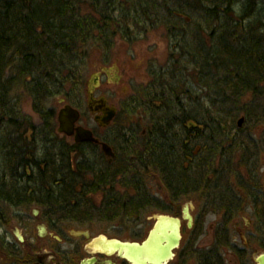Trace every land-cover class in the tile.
I'll return each instance as SVG.
<instances>
[{
    "label": "trees",
    "instance_id": "trees-1",
    "mask_svg": "<svg viewBox=\"0 0 264 264\" xmlns=\"http://www.w3.org/2000/svg\"><path fill=\"white\" fill-rule=\"evenodd\" d=\"M84 1L0 0V195L14 194L8 184L12 172L37 163L29 158H36L39 148L55 174L64 165L65 201L71 213L77 211L71 203L79 194L71 183L80 179L72 167L86 173L89 152L95 151L59 137L51 100L63 95L73 101L74 91L83 90L82 68L91 50H110L118 34L130 37L132 29L142 33L164 25L175 40L177 53L171 56L178 58L173 63H181L170 75L182 88L171 84L168 100L163 90L143 102L150 112L143 149L129 142V160L120 163L139 165L146 180L157 173L173 205L187 193L192 171L193 180L216 182V196L231 199L246 190L256 204L257 228L264 230V178L256 164L253 132L264 126V20L254 18L259 0H89L91 14L82 11ZM190 10L200 12L201 18L186 22L182 16ZM182 72L184 81L176 76ZM188 77L205 90V102L185 83ZM19 90L32 101L39 121L22 111ZM240 113L252 126L248 133L236 124ZM134 186L141 203H112L107 211H171L144 179L142 185L135 180ZM236 203L224 201L221 206L228 210Z\"/></svg>",
    "mask_w": 264,
    "mask_h": 264
},
{
    "label": "flooded vegetation",
    "instance_id": "flooded-vegetation-1",
    "mask_svg": "<svg viewBox=\"0 0 264 264\" xmlns=\"http://www.w3.org/2000/svg\"><path fill=\"white\" fill-rule=\"evenodd\" d=\"M110 68L113 66L102 65L94 74L95 79L90 83L94 88L88 94L87 105L97 123V127L88 128L98 141L77 142L74 134L61 133L57 126L61 139L86 144L95 151L94 154L89 152L86 173H81L75 165L72 167L76 170L75 178L80 179L71 183L75 186L74 192L79 194L78 200L71 203L77 206V211L71 213L70 204L65 201L64 189L68 182L64 180V165H59L55 174L54 168L45 163L43 149L38 148L36 158H29L37 163L14 167L13 179L8 182L15 189L14 194L0 195V264H135L128 257V248L120 242L142 243L156 225L155 216L151 217L152 227L146 231L141 221L144 211L129 214L128 209H124L125 213L112 214L106 205L143 201L134 192L135 180L142 185L143 171L137 164L121 163L129 160V142L131 147L143 149L141 137L146 135V130L139 134L132 124H123L118 104L128 102H111L109 97H116L115 89L108 87L106 92L98 94L103 85V74L110 79V84L121 82V75ZM189 81L195 83L192 78ZM153 93H144L147 96L143 97V102L153 97ZM143 102L139 101V104L146 106ZM112 112L114 117L105 123L104 117ZM130 127L134 131L124 130ZM103 129L105 132L99 133ZM104 143L111 146L114 156L105 153ZM59 152L62 154V150ZM132 157L134 161L135 156ZM3 167L0 165V170ZM47 176L53 180H46ZM195 177L196 173L192 171L186 184L187 193L174 205L166 186L167 197L161 199L157 195V200L168 203L171 211L157 209L180 221L178 244L165 264H259L258 255L264 253V230L257 228L254 198L216 196V182L196 181L193 180ZM86 183L88 190L83 188ZM240 192L243 194V190ZM194 195L193 202L182 204ZM224 201L237 203L227 210L221 206ZM186 205L189 213L185 211ZM249 209L254 212L246 218ZM210 212L217 217L209 220ZM114 221L119 224H112Z\"/></svg>",
    "mask_w": 264,
    "mask_h": 264
},
{
    "label": "rangeland",
    "instance_id": "rangeland-1",
    "mask_svg": "<svg viewBox=\"0 0 264 264\" xmlns=\"http://www.w3.org/2000/svg\"><path fill=\"white\" fill-rule=\"evenodd\" d=\"M88 2L89 0H85L84 3L82 4L83 6L82 11L86 12L87 14L89 13L91 14L94 10L93 7ZM199 13L200 12L198 11L192 12V10H190L189 13L184 14L182 17H184V20L186 22H190L194 19L196 21L200 17ZM256 17H260L261 19L264 20V0L258 1L257 15L254 16V18ZM191 25L194 26L195 24H191ZM131 35L132 36L130 37L127 36L124 37L118 34L115 39V43L113 44V47L108 51H103V49L91 50V52L87 57L86 63L82 68V79L84 81L83 90H81L80 92L78 90L74 91L76 97L73 99V101L71 100L67 101L63 95L53 98L51 100V104L57 108V113L59 112L60 108L64 106L65 103H70L73 106L78 107L83 113V117L79 122L80 124H83L90 128L97 127V123L95 122L94 118L91 116V112L87 105L88 90L90 83L93 81V79H95L94 74L98 72V70L102 65L107 64L113 66L112 69L110 68V71L112 70L113 73H118L121 75V82L119 83V85L110 84L109 83L110 79L107 80V78L103 74V79H102L103 85L100 87L98 94H100L101 92H106L108 87L115 89L116 99L114 97H109L110 101L118 102V100L119 101L123 100V102L124 101L128 102V103L118 104V106H120L119 111L121 113V116H123V120H122L123 124L124 125L132 124L131 126L136 127L137 128L136 133L138 132L139 134H141L144 130L147 131L148 123L150 120V112L148 107L141 106L139 104V101L143 102V97L147 96L144 95V93L151 94L153 92L156 93L158 91L162 92L163 90L165 94H163L162 96L163 98L168 100L167 93L170 91L169 86L171 84L174 85L176 84V88H182L179 87L180 84L177 82V80L172 79L174 75L173 77L170 75V71L173 68L177 69L181 63H177L178 61L177 62L175 61V63H173L174 61L173 59L178 58V56L177 57L171 56L172 52L177 53V50L174 47L175 40H173L172 38H170V36H168L167 29L164 25H158L152 27L151 29L142 33L135 32L132 29ZM184 73L185 72L178 73L176 76L179 77L180 79L183 78L184 81V77H183ZM194 82L195 83L188 81L186 79L185 83L192 90L194 95H199V98L203 99L202 102H205L206 101V98H204L206 94L205 90H200L198 88L197 86L198 83L196 79ZM19 92H21L22 111L24 113L31 115L34 120L39 121L38 120L39 116L36 112H34L32 101L30 100V98L22 90H19ZM202 93L204 97L202 96ZM61 99H64V102H62ZM74 101H76V103ZM194 106L195 105L193 104V109ZM212 113L215 114L216 111ZM242 117H244V114L242 113L238 114L235 120L236 124L238 123L239 119ZM241 127L244 128L246 133H248V129L252 128L251 124L246 122H244ZM124 130L126 132L134 131V129H131V127L130 129L124 128ZM100 132L101 133L105 132V130L104 129L100 130L99 133ZM253 132L255 133V135L253 133L254 138L257 141V150L254 151V154L256 155V159H257L256 164L258 163L257 165L259 167V173L263 181L264 126L263 127L259 126L255 128ZM40 141L41 140L39 137V143ZM236 156H239V154ZM236 159L237 158H235V160ZM251 166L253 165L251 164ZM245 171L246 170H244L243 172ZM152 174L154 175V178H152V176L149 175L148 176L149 178H147V180L146 178H144L145 175L143 174V179L146 181L147 189H149L151 193L158 194L161 197V199L167 197L165 194L164 184L162 183L160 177L158 176L157 173H152ZM238 174H240L239 171ZM243 174L244 173H242L241 176H243ZM229 178H231L232 180L231 176ZM248 195L249 194L247 193L246 190L243 191V196H248ZM194 198H196V195H194V197L193 196L187 197L182 204L184 205L185 203L193 202ZM252 210L253 209L247 210L245 214L246 218H249L253 214L254 211ZM210 213L211 215L209 217V220H213L217 217V215H214V213L212 212ZM159 214H166V213L162 212L157 208L146 210V212L143 214L141 219V221L144 222L146 231L152 227L153 220L151 219V217ZM116 221H114L112 224H119Z\"/></svg>",
    "mask_w": 264,
    "mask_h": 264
},
{
    "label": "water",
    "instance_id": "water-1",
    "mask_svg": "<svg viewBox=\"0 0 264 264\" xmlns=\"http://www.w3.org/2000/svg\"><path fill=\"white\" fill-rule=\"evenodd\" d=\"M93 85L90 86L88 93L91 94ZM63 102L64 99H61ZM81 112L78 108L71 104H65L58 112V131L66 135H75V140L80 141H98L93 131L81 124H77L80 120ZM114 117V112L104 117V122L109 123ZM245 121L242 117L238 121L241 127ZM106 154L114 156V152L110 145L103 144ZM185 211L189 213V206L186 205ZM156 225L151 229L149 236L142 242H120L128 248V257L135 264H165L174 254V248L178 244L180 238L179 225L177 218L166 214L156 215ZM259 264H264V253L258 255Z\"/></svg>",
    "mask_w": 264,
    "mask_h": 264
}]
</instances>
